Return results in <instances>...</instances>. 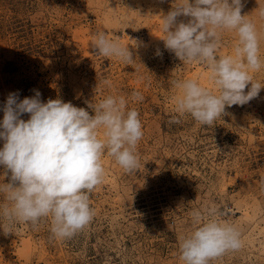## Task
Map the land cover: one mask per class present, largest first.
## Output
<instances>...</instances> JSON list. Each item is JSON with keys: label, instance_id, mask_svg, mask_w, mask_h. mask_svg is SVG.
Instances as JSON below:
<instances>
[{"label": "rangeland", "instance_id": "1", "mask_svg": "<svg viewBox=\"0 0 264 264\" xmlns=\"http://www.w3.org/2000/svg\"><path fill=\"white\" fill-rule=\"evenodd\" d=\"M242 2L241 14L264 34V19L255 11L264 0ZM174 3L0 0V121L13 92L22 100L38 90L42 102L60 99L90 115L89 104L117 95L138 110L144 132L138 170L126 173L103 156L105 176L90 194L95 216L88 227L63 241L52 238L50 217L36 227L14 224L8 234L0 228V264H183L179 244L194 227L190 213L209 206L221 210V219L234 224L242 239L239 250L210 264H264V88L248 104L226 108L211 127L188 115L169 124L177 115L172 80L196 79L213 88L209 69L184 64L161 40V15ZM97 31L129 45L136 63L97 55L91 46ZM223 40L219 54H233L235 33L225 32ZM260 55L264 59V38ZM254 78L264 82V70ZM133 90L142 93V102L132 101ZM10 175L0 166V183Z\"/></svg>", "mask_w": 264, "mask_h": 264}, {"label": "clouds", "instance_id": "2", "mask_svg": "<svg viewBox=\"0 0 264 264\" xmlns=\"http://www.w3.org/2000/svg\"><path fill=\"white\" fill-rule=\"evenodd\" d=\"M242 0H175L174 7L161 15L163 42L167 50L184 64L197 63L209 69L213 88L196 79H174L178 91L169 124L191 116L201 126L211 127L227 115L226 108L244 106L257 98L264 82L254 74L264 70L260 42L264 34L249 15H242ZM264 19V6L256 8ZM189 17L187 23L180 17ZM235 33L233 54L220 55L223 34ZM97 55L115 57L125 64L136 63L129 45L110 39L103 31L91 42ZM140 45L135 42L136 48ZM157 56L162 53L157 50ZM111 87L110 81H104ZM250 85V87H249ZM247 89V91H245ZM35 95L19 98L9 93L0 121V166L10 172L8 183H0V228L5 234L17 223L36 227L51 218L50 233L56 240H67L90 225L95 210L90 194L103 183L105 153L126 172L139 168L138 143L144 132L140 113L127 107L123 96L108 95L85 108L60 99L41 100ZM131 99L142 102L141 92L133 90ZM23 114L30 118L22 119ZM102 133V138H101ZM7 174V172H6ZM216 207L193 209L194 225L179 244L183 264H210L229 251L242 247L241 233L223 221Z\"/></svg>", "mask_w": 264, "mask_h": 264}, {"label": "built area", "instance_id": "3", "mask_svg": "<svg viewBox=\"0 0 264 264\" xmlns=\"http://www.w3.org/2000/svg\"><path fill=\"white\" fill-rule=\"evenodd\" d=\"M263 222H264V220H263ZM262 228H264V223H262Z\"/></svg>", "mask_w": 264, "mask_h": 264}]
</instances>
